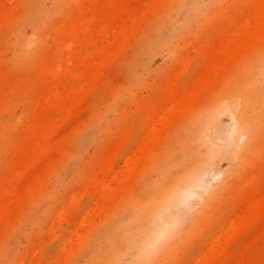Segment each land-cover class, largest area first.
Segmentation results:
<instances>
[{
    "label": "rangeland",
    "instance_id": "374dc122",
    "mask_svg": "<svg viewBox=\"0 0 264 264\" xmlns=\"http://www.w3.org/2000/svg\"><path fill=\"white\" fill-rule=\"evenodd\" d=\"M263 56L264 0H0V264H264V134L244 160L209 114L264 115ZM212 150L224 193L145 262L148 200Z\"/></svg>",
    "mask_w": 264,
    "mask_h": 264
},
{
    "label": "bare ground",
    "instance_id": "6f19581e",
    "mask_svg": "<svg viewBox=\"0 0 264 264\" xmlns=\"http://www.w3.org/2000/svg\"><path fill=\"white\" fill-rule=\"evenodd\" d=\"M262 59H264V56L256 58L254 61L259 64L262 62ZM261 70L260 75H264V67ZM262 88L263 90L261 92L263 94L262 96H264V86ZM237 109L238 105L236 104V100L233 97H228L225 102L218 100L214 103L209 114L218 118L225 113L229 114L232 124L227 126L225 132L231 140L237 141L232 143L234 144L233 146L236 147L238 143H244L249 136L245 150L241 153L244 159L245 153H252L262 138V134H264V126H260L259 124L263 120L264 115L263 113H260L258 116L253 114L248 115L246 118L247 123H244L239 120ZM220 155L223 156V153L212 150L210 154L203 156L198 162H194V165L186 166L182 174L171 173L167 175V182L157 192L160 198L156 201L154 199L148 200L150 204L148 206L151 207L149 214L153 213L156 220L154 223L144 222L142 230L136 236L137 240L142 244L143 250L141 251V256L145 262L149 263L155 260L156 254L151 249L156 248L158 242L174 227L175 223H183L190 214L194 215L195 200L201 201L203 195L205 194L206 196L208 193L219 197L222 194L221 192L225 190L227 185L226 180L223 183H219L222 178L221 172L215 168L217 163L216 159ZM176 165H179V163L177 162L175 164L173 162V166ZM215 182L216 185L213 184ZM139 186L138 189H140ZM167 210H170L173 215L174 221L172 224L161 218L162 213ZM159 223L163 225L157 226Z\"/></svg>",
    "mask_w": 264,
    "mask_h": 264
}]
</instances>
